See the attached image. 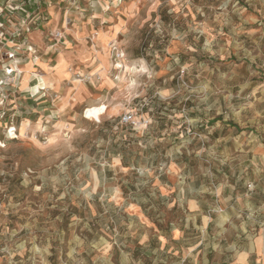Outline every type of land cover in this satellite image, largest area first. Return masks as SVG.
Masks as SVG:
<instances>
[{
	"label": "rangeland",
	"instance_id": "374dc122",
	"mask_svg": "<svg viewBox=\"0 0 264 264\" xmlns=\"http://www.w3.org/2000/svg\"><path fill=\"white\" fill-rule=\"evenodd\" d=\"M55 6L64 40L41 38L15 119L30 124L14 140L0 126V264H190L195 234L219 229L187 226L183 190L264 195V0Z\"/></svg>",
	"mask_w": 264,
	"mask_h": 264
},
{
	"label": "crops",
	"instance_id": "0c3cea01",
	"mask_svg": "<svg viewBox=\"0 0 264 264\" xmlns=\"http://www.w3.org/2000/svg\"><path fill=\"white\" fill-rule=\"evenodd\" d=\"M61 2L62 0H56L55 3L58 5ZM55 3L46 8L49 15L48 21L32 30L28 35V44L34 48L35 52L22 53L18 61L21 74L17 81V95L21 106L30 102L31 90L38 88L43 80V76L41 78L37 74H32L35 69L40 72L45 70L44 60L36 58L38 52L42 50L39 46L41 38L47 36L50 31H61L64 28L63 14L61 9L55 6ZM79 32L74 29V36L76 37ZM31 33H35L33 40L30 38ZM48 40L51 42L53 38ZM24 94H28L29 97L26 99ZM23 121H28V125L30 124L28 118ZM22 122L20 125L16 124L18 133ZM246 191L245 188L240 189L235 185L229 187L220 185L219 200L216 203L186 196L185 191H182L177 204L180 202L185 206L183 219L187 220V226L192 224L191 220H194V223L199 221L202 228H208L214 224L219 229V232H215L211 237L202 230L195 234V243L189 244L185 249L192 261L190 264H264V195L257 196L255 192ZM128 210L139 219H147L137 203H132ZM171 231L173 242L178 243L189 239L185 230L172 226ZM203 239H218L219 244L212 250L205 249L200 247Z\"/></svg>",
	"mask_w": 264,
	"mask_h": 264
},
{
	"label": "built area",
	"instance_id": "2783aa9c",
	"mask_svg": "<svg viewBox=\"0 0 264 264\" xmlns=\"http://www.w3.org/2000/svg\"><path fill=\"white\" fill-rule=\"evenodd\" d=\"M50 0H0V126H4L5 139L18 138L15 119L19 117L20 99L17 81L21 74L18 61L24 52L34 53L28 44V35L47 22L46 8ZM54 41L64 40L61 31L50 33ZM122 122H132V116L124 114Z\"/></svg>",
	"mask_w": 264,
	"mask_h": 264
},
{
	"label": "bare ground",
	"instance_id": "6f19581e",
	"mask_svg": "<svg viewBox=\"0 0 264 264\" xmlns=\"http://www.w3.org/2000/svg\"><path fill=\"white\" fill-rule=\"evenodd\" d=\"M96 110H97L96 108L87 109L86 112H85V114L89 116L91 113L96 112Z\"/></svg>",
	"mask_w": 264,
	"mask_h": 264
}]
</instances>
